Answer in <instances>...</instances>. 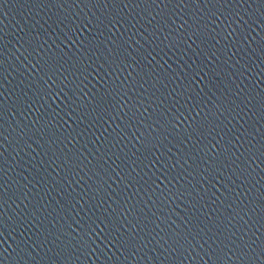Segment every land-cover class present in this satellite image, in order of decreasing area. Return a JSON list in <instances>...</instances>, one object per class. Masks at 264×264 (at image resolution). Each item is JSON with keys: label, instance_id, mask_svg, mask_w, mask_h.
I'll return each mask as SVG.
<instances>
[{"label": "water", "instance_id": "1", "mask_svg": "<svg viewBox=\"0 0 264 264\" xmlns=\"http://www.w3.org/2000/svg\"><path fill=\"white\" fill-rule=\"evenodd\" d=\"M0 264H264V0H0Z\"/></svg>", "mask_w": 264, "mask_h": 264}]
</instances>
